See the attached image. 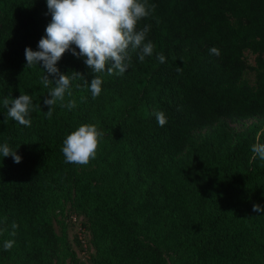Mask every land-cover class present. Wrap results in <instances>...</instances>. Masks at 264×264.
Segmentation results:
<instances>
[{
	"label": "trees",
	"instance_id": "trees-1",
	"mask_svg": "<svg viewBox=\"0 0 264 264\" xmlns=\"http://www.w3.org/2000/svg\"><path fill=\"white\" fill-rule=\"evenodd\" d=\"M147 2L138 28L150 25L153 55L101 73L95 99L72 80L64 103L76 108L58 102L48 119L43 70L25 66L51 21L46 0H0V144L22 157L0 155V264H264V213L252 211L264 206V161L251 151L264 143V0ZM57 66L92 79L71 52ZM20 94L32 97L31 126L4 123L3 99ZM83 123L104 133L97 155L65 163L63 140ZM72 216L87 261L70 242Z\"/></svg>",
	"mask_w": 264,
	"mask_h": 264
},
{
	"label": "clouds",
	"instance_id": "clouds-1",
	"mask_svg": "<svg viewBox=\"0 0 264 264\" xmlns=\"http://www.w3.org/2000/svg\"><path fill=\"white\" fill-rule=\"evenodd\" d=\"M46 4V14H51V21L45 28V35L38 41L37 50L25 48V66L31 68L38 65L43 70L40 83L48 89L43 100L44 105L48 106L45 112L48 119L52 118L58 102L69 110L76 108L75 100L64 103L65 94L72 95V80L83 79L84 86L95 99L102 91L101 73L123 75L130 67L133 53L141 62L153 55L154 45L147 40L150 25L138 28L139 21L154 10L147 0H46ZM66 52L84 58L85 65L93 74L90 82L80 72H72L71 75L60 72L57 64ZM209 53L220 55L216 47L210 48ZM157 59L165 62L163 54H158ZM2 103L7 109L5 124L8 120H14L22 126H31L33 100L30 95L5 97ZM154 115L157 124L165 126L166 115L162 111ZM103 135L94 124H80L63 140L61 152L64 162L87 165L95 159ZM251 151L253 158L259 157L264 161V143L253 144ZM0 155L11 156L15 163H20L22 159L16 149L10 148L7 143L0 144ZM252 211L264 213V206L253 204ZM16 227L13 223L12 228ZM12 234L15 235V232ZM13 244L14 241L7 240L3 249L9 251Z\"/></svg>",
	"mask_w": 264,
	"mask_h": 264
},
{
	"label": "rangeland",
	"instance_id": "rangeland-1",
	"mask_svg": "<svg viewBox=\"0 0 264 264\" xmlns=\"http://www.w3.org/2000/svg\"><path fill=\"white\" fill-rule=\"evenodd\" d=\"M246 59L249 64L253 65L255 62V55L251 54L249 51L245 52ZM244 79L248 81L250 84L254 83L255 76L253 71H246L244 74ZM251 120L246 121L245 123H249ZM235 127H239V124H232ZM68 221V236L70 239V242L76 251L79 258L83 261H87L89 258L90 253L92 252V248L88 244V234L85 232L81 226H80V218H76V221L70 222L68 218H66ZM76 236L80 240V242H77Z\"/></svg>",
	"mask_w": 264,
	"mask_h": 264
},
{
	"label": "built area",
	"instance_id": "built-area-1",
	"mask_svg": "<svg viewBox=\"0 0 264 264\" xmlns=\"http://www.w3.org/2000/svg\"><path fill=\"white\" fill-rule=\"evenodd\" d=\"M76 218H77V217H75V216H72V220H73V221H74V220L76 221Z\"/></svg>",
	"mask_w": 264,
	"mask_h": 264
}]
</instances>
